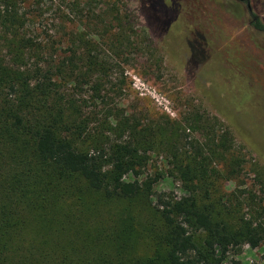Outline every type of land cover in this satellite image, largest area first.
Here are the masks:
<instances>
[{
  "label": "trees",
  "instance_id": "1",
  "mask_svg": "<svg viewBox=\"0 0 264 264\" xmlns=\"http://www.w3.org/2000/svg\"><path fill=\"white\" fill-rule=\"evenodd\" d=\"M157 1L141 0L151 30L200 53V66L204 36L187 38L190 24L177 0L178 27L154 22ZM27 2L0 0V264H223L232 249L264 246L263 202L244 197V183L231 193L223 187L240 180L244 164L226 155L229 132L218 136L213 125L204 142L188 139L202 115L178 121L107 103L106 85L122 88L124 79L112 80L118 65L103 40L109 36L122 55L129 15L107 11L118 22L109 34L96 0H72L71 11L82 17L85 9L86 21L72 20L70 29L63 21L44 38ZM250 24L264 33L257 15ZM218 81L234 101L231 109L218 102L229 115L239 119L251 107L264 122L262 89L236 71ZM153 155L165 156V169L148 172ZM253 169L264 173V165ZM167 176L181 182L183 195L155 189Z\"/></svg>",
  "mask_w": 264,
  "mask_h": 264
},
{
  "label": "rangeland",
  "instance_id": "2",
  "mask_svg": "<svg viewBox=\"0 0 264 264\" xmlns=\"http://www.w3.org/2000/svg\"><path fill=\"white\" fill-rule=\"evenodd\" d=\"M177 1L182 3L181 11L190 24L187 38L192 42L199 38L198 35L205 38L199 39V43L207 60L196 68L194 65L202 59L201 54H192V48L178 45L175 38H170L167 43L161 36L155 35L141 0H96L93 4L96 15L104 18L101 30L108 28L109 34L118 30V22L108 14L115 11L113 9H120L129 15L128 23L132 29L130 46L122 51V55L115 54L116 48L121 46H115L109 36L103 40V47L110 49L109 53L118 65L112 71V80L124 79L122 88L107 84L103 94L109 98L106 100L109 106L122 108L134 115L144 111L168 115L178 121L187 117L195 120V115H202L203 119H196L197 129L186 131L188 139L198 138L204 142V135L213 125L218 136L229 132L227 137L232 150L226 155L229 158L239 156L244 164L240 180L225 181L224 190L231 193L237 184L244 183V197L255 194L257 198L254 204L260 201L264 204V190H261L264 188V173L260 177L253 169L256 164L264 165V122L256 118L251 107H246L238 119L229 115L218 103L223 101L226 107L234 105L233 99L225 100V95L221 93L223 86L218 85V80L228 78L231 71L246 76L251 84L264 91V33L255 31L250 24L253 14L264 22V0H249L251 10L247 2L239 0ZM156 3L154 22L157 21L162 27H178L179 21L174 18V9L171 8L174 7L173 0H164L167 7L159 0ZM71 4L72 0H28L26 7L32 12V24L38 29L37 33L48 38V35L57 34L63 21L68 29L72 20L79 23H82L81 19L86 21L85 9L83 16L78 17L71 11ZM64 12L68 15L63 16ZM179 48L186 53H178ZM190 53L192 63L188 62L187 54ZM90 95L91 90L88 94L84 92L88 104ZM221 97L224 98L222 101ZM99 106L103 109V105ZM166 165L164 155H153L147 170L152 172L155 167L165 169ZM217 166L220 167V164ZM155 189L159 192L172 191L178 197L184 193L181 182L168 176L160 180ZM227 254L223 264H264L263 245L252 247L244 244Z\"/></svg>",
  "mask_w": 264,
  "mask_h": 264
},
{
  "label": "water",
  "instance_id": "3",
  "mask_svg": "<svg viewBox=\"0 0 264 264\" xmlns=\"http://www.w3.org/2000/svg\"><path fill=\"white\" fill-rule=\"evenodd\" d=\"M239 1H242V2H247V4H248V7H249V9L251 10V8H250V4H249V0H239Z\"/></svg>",
  "mask_w": 264,
  "mask_h": 264
}]
</instances>
